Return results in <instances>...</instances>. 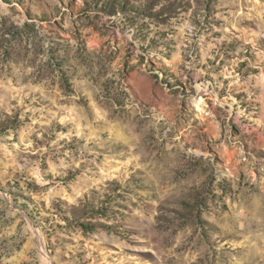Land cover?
<instances>
[{
  "label": "rangeland",
  "instance_id": "rangeland-1",
  "mask_svg": "<svg viewBox=\"0 0 264 264\" xmlns=\"http://www.w3.org/2000/svg\"><path fill=\"white\" fill-rule=\"evenodd\" d=\"M0 264H264V0H0Z\"/></svg>",
  "mask_w": 264,
  "mask_h": 264
}]
</instances>
